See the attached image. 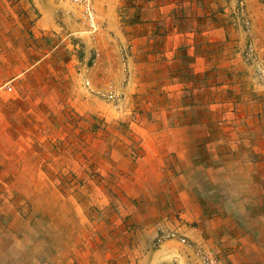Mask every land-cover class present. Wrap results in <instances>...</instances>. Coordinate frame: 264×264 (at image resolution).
I'll return each instance as SVG.
<instances>
[{
  "label": "rangeland",
  "instance_id": "374dc122",
  "mask_svg": "<svg viewBox=\"0 0 264 264\" xmlns=\"http://www.w3.org/2000/svg\"><path fill=\"white\" fill-rule=\"evenodd\" d=\"M95 4L0 0V264L166 263L168 177L264 191V0Z\"/></svg>",
  "mask_w": 264,
  "mask_h": 264
},
{
  "label": "crops",
  "instance_id": "0c3cea01",
  "mask_svg": "<svg viewBox=\"0 0 264 264\" xmlns=\"http://www.w3.org/2000/svg\"><path fill=\"white\" fill-rule=\"evenodd\" d=\"M150 1L152 3L153 0ZM159 3L163 4V1ZM19 14L21 12H13L18 19ZM1 15H4L3 12ZM35 26L36 29H45L44 18H38ZM20 76L18 72L6 83V87L9 82H16ZM6 112L8 117V111ZM4 117L5 111L2 110L0 146L17 147L19 141L14 132H19L18 125L5 123ZM208 171L211 174L209 182H201L197 173H181L176 176L175 173L168 172L177 178L168 177V191L161 195L160 201L165 206L166 196L169 207L176 205L172 212L175 211L179 217L173 229L188 236L192 246L189 249L180 246L179 240L168 239L161 245L165 251L160 248L156 252H150V259L166 261L158 264H196L197 259L201 263L197 255L203 253L225 264H264V216L255 214L264 209V191H259L258 184H254L252 179L246 178L244 181L242 175H231L221 168H211ZM170 216L173 219L171 214ZM164 224L159 227L169 226Z\"/></svg>",
  "mask_w": 264,
  "mask_h": 264
},
{
  "label": "built area",
  "instance_id": "2783aa9c",
  "mask_svg": "<svg viewBox=\"0 0 264 264\" xmlns=\"http://www.w3.org/2000/svg\"><path fill=\"white\" fill-rule=\"evenodd\" d=\"M70 3L73 5L79 7L82 12V19L84 20L85 24L88 26V28L92 32H96L99 27L98 19H97V10H96V0H69ZM169 237L176 238L177 233H171L169 234ZM183 243H186L185 238H181ZM203 263L204 264H224L221 260L211 257V256H206L203 258Z\"/></svg>",
  "mask_w": 264,
  "mask_h": 264
}]
</instances>
